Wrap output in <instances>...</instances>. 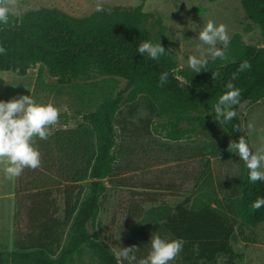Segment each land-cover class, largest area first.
I'll return each mask as SVG.
<instances>
[{"label":"trees","instance_id":"trees-1","mask_svg":"<svg viewBox=\"0 0 264 264\" xmlns=\"http://www.w3.org/2000/svg\"><path fill=\"white\" fill-rule=\"evenodd\" d=\"M243 7L264 35V0H244ZM153 18L141 7L104 5L85 17L57 8H40L0 25V47L5 49L0 53V71L25 76L30 70H37V81L43 82L47 73L59 85L89 83L99 77L108 83L101 102L94 111L83 115V122L75 129L40 139L41 160L49 169L56 162L67 163L62 166L63 176L68 179L62 190L63 219L49 210V188L31 194L28 241L11 251L0 249V264H73L84 247L93 252L100 264H121L111 245L98 237L97 218L106 190L104 179L113 172L115 119L124 104L140 97L147 99L149 109L166 118L161 129L169 140L208 135L213 138L211 149L215 155L223 154L229 142L240 136H245L251 146L242 126V107L264 98V47L246 46L226 63L210 61L199 73L182 70L177 75V63L168 52L158 62L136 52V45L142 40L155 42L145 29ZM156 20L161 25V20ZM243 60L251 67L238 72ZM164 71L168 72V80L161 85L159 75ZM121 80L125 81L123 89H119ZM229 81L241 89V102L234 106L237 116L232 122L219 123L213 111L193 113L205 102H216ZM38 177L43 182L50 179L42 173ZM233 192L237 214L233 208L228 211L220 204L201 203L190 209L178 206L174 213L165 206L150 208L145 220L166 229L173 238L183 239L185 262L194 256L189 249L195 245L199 258L212 263L225 255L227 262L233 264L237 255L229 239L238 216L252 225L264 221V206H251L258 196H264V183L249 182L243 164ZM137 238L142 241L144 237ZM126 246H131V242ZM139 246L138 258L147 254V249L136 247Z\"/></svg>","mask_w":264,"mask_h":264},{"label":"rangeland","instance_id":"rangeland-1","mask_svg":"<svg viewBox=\"0 0 264 264\" xmlns=\"http://www.w3.org/2000/svg\"><path fill=\"white\" fill-rule=\"evenodd\" d=\"M244 0H0V5L10 9L8 19L20 17L40 8H57L75 17H85L102 6L141 7L154 16L145 26L150 36L159 42L177 63L176 74L191 70L187 57L207 56V46L197 38L198 32L209 20L223 23L230 37L223 58H208V62L226 63L241 53L246 46L264 47V35L259 25L245 12ZM156 18L161 20V25ZM218 47L225 46L218 43ZM37 70L25 76L0 71V99L9 100L20 95H32L38 103H52L60 109L59 118L51 126V134L75 129L83 122V115L95 110L108 90L104 78L89 83L77 82L59 85L45 73L44 81L36 80ZM125 87L121 80L119 89ZM144 97L134 103L124 104L116 115L117 142L115 161L110 177L104 179L103 193L97 218V235L108 242L116 256L128 241L149 249L147 242L155 232L163 238L174 239L160 226L145 220L150 208L176 207L187 209L201 203L223 205L228 211L238 213L237 197L233 192L236 178L243 169V161L228 148L221 155L211 149L213 138L193 136L180 141L165 138L161 126L166 118L151 111ZM216 102H205L194 114L213 111ZM242 126L252 149L264 150V98L242 107ZM254 124L248 129L247 124ZM40 152V139L35 138ZM42 153L40 152V155ZM54 157L57 156L54 151ZM66 162L47 167L41 160L36 169L25 168L15 178L4 174L0 161V249L11 251L27 243L29 236V206L31 194L43 189L52 202L50 211L62 220L64 212L63 188L68 181L63 176ZM65 168V167H64ZM50 176L45 182L40 174ZM38 174V175H37ZM231 207V208H230ZM232 210V211H233ZM135 234L133 233V231ZM142 234V235H141ZM143 236L140 241L137 237ZM237 255L233 264H264V221L248 224L238 216L229 239ZM183 248L170 264H230L225 255L212 263L196 256L197 247L189 249L194 256L185 262ZM140 249V246L139 248ZM118 257V256H117ZM119 258V257H118ZM73 264H100L91 250L84 247L74 257Z\"/></svg>","mask_w":264,"mask_h":264},{"label":"clouds","instance_id":"clouds-1","mask_svg":"<svg viewBox=\"0 0 264 264\" xmlns=\"http://www.w3.org/2000/svg\"><path fill=\"white\" fill-rule=\"evenodd\" d=\"M99 11L100 9L97 8ZM10 9L7 5H0V25L8 22ZM202 45L207 46V56L187 57L188 67L196 73L207 68L208 58H223L230 37L223 23H216L209 19L197 34ZM221 44L224 48L218 47ZM5 49L0 47V53ZM136 52L147 56L150 60L159 61L166 52L159 42L145 39L136 45ZM247 60H243L237 67L238 72L250 68ZM215 73L212 76L215 78ZM233 73V78H235ZM168 80V72H161L159 83L163 85ZM226 91L219 95L213 105L215 119L221 123L232 122L237 116L234 106L240 104L241 89L235 87L231 81L225 85ZM60 109L52 103H38L32 95H20L7 101L0 99V161L4 163V174L9 178L18 177L25 168L36 169L41 164L39 149L35 146V138L46 140L51 135V126L59 118ZM248 129L254 127L249 121ZM231 148L239 160L243 161L247 169L249 182L264 183V150H253L245 136L236 141H230ZM254 209L264 206V196H258L251 204ZM182 238H163L153 233L147 242L149 249L146 255L137 257L135 245L120 247L117 256L121 264H170L183 248Z\"/></svg>","mask_w":264,"mask_h":264}]
</instances>
